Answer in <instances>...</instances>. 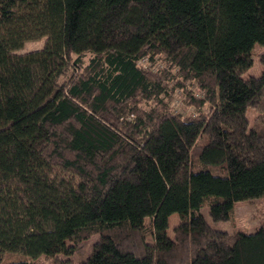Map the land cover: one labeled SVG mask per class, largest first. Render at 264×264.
Here are the masks:
<instances>
[{
    "label": "trees",
    "instance_id": "trees-1",
    "mask_svg": "<svg viewBox=\"0 0 264 264\" xmlns=\"http://www.w3.org/2000/svg\"><path fill=\"white\" fill-rule=\"evenodd\" d=\"M256 43L264 0H0V264L95 233L79 264H264V226L229 233L200 212L231 220L264 196V159L235 157L264 147ZM155 55L176 70L137 65ZM181 80L204 92L194 116L169 108Z\"/></svg>",
    "mask_w": 264,
    "mask_h": 264
},
{
    "label": "rangeland",
    "instance_id": "rangeland-1",
    "mask_svg": "<svg viewBox=\"0 0 264 264\" xmlns=\"http://www.w3.org/2000/svg\"><path fill=\"white\" fill-rule=\"evenodd\" d=\"M45 37L37 40L26 41L20 49L15 50L17 54H23L29 51L41 49L44 45ZM254 59L252 66L245 72V76L253 75L258 76L263 70V64L260 61V55L264 53V43H256L253 49ZM142 59V60H141ZM137 65L143 69L150 71H162L169 70L174 72L176 70L169 62L164 60L160 55H155L153 59L149 57H142L138 60ZM182 86L176 85L173 82H169V108L173 113H183L194 116L196 114L197 106L190 105L189 99L201 98L204 96V92L198 88L197 83L192 80H181ZM166 99V97H165ZM204 111H207L208 107H201ZM257 112L253 108L247 109V116L252 121L257 115ZM244 165H250L254 162L264 159V147L256 146L249 149L245 154L235 155ZM227 166H231V159L227 161ZM212 172L223 173L220 167H209ZM201 214L211 227L219 230H226L232 233L235 230H241L244 232H253L258 228L264 226V196L258 198H252L244 201H238L234 203L233 216L231 220H214L210 214L207 206H202L200 209ZM175 215V217H173ZM177 222V215L172 214L169 217L168 234L173 235V225ZM148 223V219L145 220ZM103 239L99 234H92L87 239L79 241L70 254H60L56 258L48 257L43 254L37 257H28L21 253H14L10 255L11 259L25 260L26 264H79L84 262L88 256L91 246L94 243H100ZM68 243H72L68 240Z\"/></svg>",
    "mask_w": 264,
    "mask_h": 264
},
{
    "label": "crops",
    "instance_id": "crops-1",
    "mask_svg": "<svg viewBox=\"0 0 264 264\" xmlns=\"http://www.w3.org/2000/svg\"><path fill=\"white\" fill-rule=\"evenodd\" d=\"M173 217H175V215H173ZM171 223H172V225L174 226V224H175V223H174V220H171Z\"/></svg>",
    "mask_w": 264,
    "mask_h": 264
},
{
    "label": "built area",
    "instance_id": "built-area-1",
    "mask_svg": "<svg viewBox=\"0 0 264 264\" xmlns=\"http://www.w3.org/2000/svg\"><path fill=\"white\" fill-rule=\"evenodd\" d=\"M142 60V59H141Z\"/></svg>",
    "mask_w": 264,
    "mask_h": 264
}]
</instances>
